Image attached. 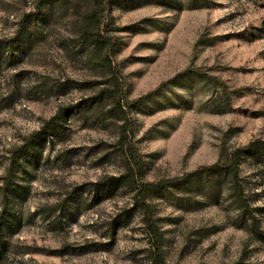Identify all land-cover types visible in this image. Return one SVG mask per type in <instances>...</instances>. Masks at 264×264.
<instances>
[{
    "label": "rangeland",
    "instance_id": "1",
    "mask_svg": "<svg viewBox=\"0 0 264 264\" xmlns=\"http://www.w3.org/2000/svg\"><path fill=\"white\" fill-rule=\"evenodd\" d=\"M114 3L0 0V187L14 164L18 190L6 213L0 198V264H264V157L245 155L264 141V0ZM92 17L113 49L82 47ZM102 91L119 96L86 103ZM70 106L65 134L26 157ZM237 151L256 226L211 170ZM128 166L147 206L127 184L95 202Z\"/></svg>",
    "mask_w": 264,
    "mask_h": 264
},
{
    "label": "trees",
    "instance_id": "2",
    "mask_svg": "<svg viewBox=\"0 0 264 264\" xmlns=\"http://www.w3.org/2000/svg\"><path fill=\"white\" fill-rule=\"evenodd\" d=\"M114 0H107V8L110 9L114 5ZM90 20V25H84L80 29L79 37L81 40L82 47L86 46L93 50H98L100 48L108 47L110 49L114 48L113 40L104 35L101 31V24L94 23L93 17ZM105 92V93H104ZM108 93L107 97L116 99L119 95H116L115 91H102L98 96L93 97L86 101L90 106L95 103L100 102L104 99V96ZM117 96V97H116ZM119 101V100H118ZM81 106H70L66 108H62L54 117H52L48 122H46L42 128L35 132L29 140L25 142L22 146L21 150L26 157L32 156L38 152L39 149L44 148L47 143L54 139H60L66 130L69 120L73 117V114L80 108ZM245 155L251 157H264V141H254L250 143L245 149ZM235 158L234 165H228V163L224 164V161L220 162L217 165L211 167L215 173L221 172L223 175H229L231 177V190H233L235 194L236 201L239 205V210L242 211V215H249V219L253 222V226H256V218L253 217L249 205L243 199V192L241 188V184L239 181V165L241 160V151H237L233 154ZM135 167L128 166L126 173L122 174L120 177H109L104 179L98 183L92 185L91 193L93 194V200L95 202H101L103 200L112 199L115 196L116 190L121 188L122 184H127L134 194V207L140 208L146 207V199L150 198L153 194V188L150 185H146L143 183L141 186L144 188L140 190L137 185V173L135 171ZM16 176V167L12 164L11 168L8 170L7 177L2 187H0V198L3 205V212H7L10 200L13 197V194L18 190L15 187L14 177ZM4 215V214H3ZM2 219L4 216L1 217ZM128 217L127 215H119L114 218L111 224V232L112 235L115 234V230L119 229V227L127 224ZM8 223V221H6ZM3 221L0 220V230L2 229ZM264 237V234L262 233ZM0 254V262L1 257ZM154 264H166L163 260L162 256L159 255L154 262Z\"/></svg>",
    "mask_w": 264,
    "mask_h": 264
}]
</instances>
